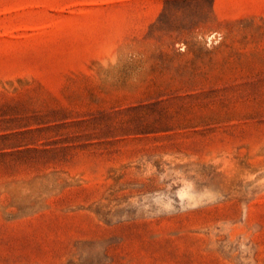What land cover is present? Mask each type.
I'll return each instance as SVG.
<instances>
[{
  "label": "rangeland",
  "instance_id": "374dc122",
  "mask_svg": "<svg viewBox=\"0 0 264 264\" xmlns=\"http://www.w3.org/2000/svg\"><path fill=\"white\" fill-rule=\"evenodd\" d=\"M0 264H264V0H0Z\"/></svg>",
  "mask_w": 264,
  "mask_h": 264
}]
</instances>
